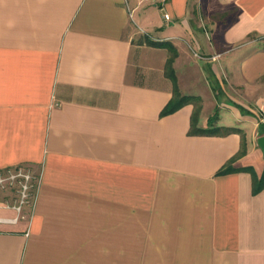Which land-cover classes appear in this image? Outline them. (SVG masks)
Here are the masks:
<instances>
[{
	"label": "crops",
	"instance_id": "obj_1",
	"mask_svg": "<svg viewBox=\"0 0 264 264\" xmlns=\"http://www.w3.org/2000/svg\"><path fill=\"white\" fill-rule=\"evenodd\" d=\"M259 116L264 0H0V264H264Z\"/></svg>",
	"mask_w": 264,
	"mask_h": 264
},
{
	"label": "rangeland",
	"instance_id": "obj_2",
	"mask_svg": "<svg viewBox=\"0 0 264 264\" xmlns=\"http://www.w3.org/2000/svg\"><path fill=\"white\" fill-rule=\"evenodd\" d=\"M137 16L133 19L135 24ZM139 25V24H138ZM194 50L195 49V45ZM177 58V57H176ZM207 79L215 83V79L209 70L205 71ZM225 97L222 96V99ZM259 116L260 122H264V117ZM261 127V126H260ZM39 169L31 165H22L0 172V201L12 207L22 203L31 208L34 201L36 184L39 180Z\"/></svg>",
	"mask_w": 264,
	"mask_h": 264
},
{
	"label": "trees",
	"instance_id": "obj_3",
	"mask_svg": "<svg viewBox=\"0 0 264 264\" xmlns=\"http://www.w3.org/2000/svg\"><path fill=\"white\" fill-rule=\"evenodd\" d=\"M147 42L151 45H158V46L166 47L170 52L169 58L167 60L166 73L173 80L174 96H173L172 100L169 102V104L164 108V110L162 111V114H168V113L174 112L175 110H177L181 106H183L185 103L193 101V102H195L196 107H195V112H194L193 117H192L191 133L214 134L217 130H207V129H202L201 127H199V114H200V110H201V104L199 103L200 98L186 96L180 91L179 84H178V77H177V74H176V71L174 68V61H175L176 57L178 56L177 47L169 41L159 42V41H155L152 39H148ZM226 130H228L227 133H229L231 131H237V132H241V135H242L241 149L236 154L235 158H238V157L246 154L247 150H248V148H247L248 146H247L246 135L243 133V131L240 128H236V127H229V128H226ZM261 134H264V132H262ZM20 166H22V165H18L15 167L18 168ZM11 168H13V167H7L5 169L0 170V172L11 169ZM38 178H39V176H38ZM38 183L39 182H37V184H36V189H37ZM257 183H258V189H261L264 187V174L260 180L259 179L257 180ZM36 189H35V193H36Z\"/></svg>",
	"mask_w": 264,
	"mask_h": 264
},
{
	"label": "water",
	"instance_id": "obj_4",
	"mask_svg": "<svg viewBox=\"0 0 264 264\" xmlns=\"http://www.w3.org/2000/svg\"><path fill=\"white\" fill-rule=\"evenodd\" d=\"M258 145L260 146V148L262 149L264 153V134L258 137Z\"/></svg>",
	"mask_w": 264,
	"mask_h": 264
},
{
	"label": "built area",
	"instance_id": "obj_5",
	"mask_svg": "<svg viewBox=\"0 0 264 264\" xmlns=\"http://www.w3.org/2000/svg\"><path fill=\"white\" fill-rule=\"evenodd\" d=\"M165 17L167 18V19H169L170 18V15L168 14V13H165ZM39 182V181H38ZM38 187V186H37ZM37 190V189H36ZM35 195H36V193L34 194V199H35ZM24 203V200H22V203L21 204H19V205H16L18 208H20L21 207V205Z\"/></svg>",
	"mask_w": 264,
	"mask_h": 264
}]
</instances>
